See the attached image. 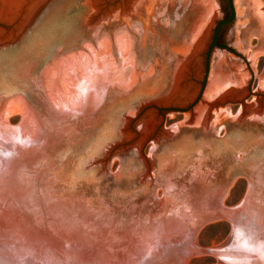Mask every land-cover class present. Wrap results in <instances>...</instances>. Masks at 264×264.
Wrapping results in <instances>:
<instances>
[{"label":"bare ground","instance_id":"bare-ground-1","mask_svg":"<svg viewBox=\"0 0 264 264\" xmlns=\"http://www.w3.org/2000/svg\"><path fill=\"white\" fill-rule=\"evenodd\" d=\"M51 1L53 0H0V21L2 22H9L10 17L17 13L21 5L26 4L23 17L18 26L15 27V32L0 28V48L17 42L22 36L21 34L27 27L34 24L40 13L46 9ZM172 1L124 0V13L122 15L117 10L112 14V18L101 19L93 26L91 25L92 17L88 15L85 24L88 27L91 25L89 29L93 27L94 31L90 34L91 36L87 38L80 36L82 40L77 39L76 46L73 48L79 47L78 49L72 53L53 58L44 65L40 72V84L45 98V106L51 111V113L46 114L45 119L39 116L36 109L21 94L14 95L4 105L0 102V142L3 145H0L2 146L0 148V264H148V261L152 260L153 254L160 253V256H162L160 249H156V252L153 253L155 248L164 246L169 241L181 237L183 231L186 232L188 241L193 244V250L197 254L206 249L195 244V232L206 222L226 218L233 224V237L240 235L237 232L240 230L238 227L241 223L238 222L239 226L237 227V222H235L237 218L236 220L233 219V216H237L235 215V208L237 207H240V210L242 209L240 218L243 220L241 221H247L246 224H249V227L244 228L248 235H250L249 232H254L247 238L245 231L243 235L247 238H245L246 241L242 242L243 236L242 239H239V242L234 243L235 245L239 243V253L249 260L247 264H250L252 260L259 259L260 261L262 259L261 263L263 262L264 192L251 181L248 183V194L236 207H230L231 209H226L222 204L231 183L218 182V184L209 187L210 181L205 183V187L208 189L203 191V196L193 198L187 195L186 198L181 199L180 206L170 210L166 215L158 217L146 215L131 223H122L115 226L104 224V222L102 225L85 223L83 221L85 215L80 213L85 211L77 209L78 194L80 193L75 189L61 188L57 195L53 194L54 198L52 200L56 202L48 208L42 207L36 201L29 199L28 202L24 200L29 189L36 186L31 183V179H33L31 178L33 176L31 174L32 169H39L44 164L48 165V158H50L40 157V150L48 142L49 136L45 125L54 128V124L61 122L65 117H78L88 108L97 110L104 102L109 87L128 90L141 82V79L144 81L154 73L161 71L158 65L154 64L150 66L147 74L136 71V48L138 47V41H141L142 35L145 33L144 29L152 23V18L147 17L146 13L159 4L166 3L169 5ZM199 1L206 4V9L204 8L205 15H203V12L201 19L191 29L189 42L200 39L204 42L208 34V27L217 15L215 0ZM92 3L93 0H87L90 9L95 10L94 7H91ZM233 4L239 22L236 26L239 33V36H236V44L238 47H242L241 44L246 35L254 36L258 42L257 47L251 48V54L248 58L250 61H245L247 71L240 69L237 73H225L222 72L223 69L220 67L222 62L220 63L221 60H218L219 55L212 62L211 59L207 84L200 101L192 110L175 111L184 113L183 119L179 122L169 126L164 123L166 130L180 133L176 138L183 133H195L196 131L204 134V139L211 136L210 133L214 136L220 131L226 134L229 123L231 124L230 121L236 118H239V121L234 122L233 125L264 124V69L261 75L258 76V85L251 95L256 101L261 98L263 102L254 107L255 101L248 102L246 100L248 105L245 106L250 108L249 112L246 113V120H241L242 115L238 114L241 107L244 108L243 103L239 102L236 113L231 111L229 105H218L223 100L234 101L237 94L245 93L249 74L251 75L252 71H255L254 66L257 55L259 53L264 55V0H233ZM116 18L122 19L121 24L118 26H115L116 24L111 23L110 20ZM100 23L103 24L97 27L96 25ZM189 49V45L183 47L181 52L177 54L175 62L172 57L169 59L173 60L174 63L171 64V68L170 65L167 67L165 76L161 78V80H166V78L167 80L163 83L158 92L159 94H163L168 86L169 89L183 87H188L189 90L197 89V84L194 81H187L183 85L177 84L183 68L182 58L180 57L186 54ZM115 51L118 53L117 58L113 54ZM127 71H131L132 75L125 79L124 72ZM228 91L231 94L223 97L222 93L227 94ZM212 106L214 107L213 113L210 114L207 108ZM14 114H18L21 119L17 125L11 126L9 119ZM128 115H133L132 110ZM122 120H120L119 130L117 129L118 134L120 137H130L131 132L129 129L124 130ZM140 123L144 122L141 121ZM141 124H139V127H141ZM166 142L157 139L147 144L149 148L147 155L150 160L136 156L143 167V181L150 178V181L154 183L157 180V177L151 176L157 170V167L154 166V156ZM108 145L104 154L98 160L100 170L96 173L104 171L106 163L111 165L114 162H119L123 155L131 153L130 151L119 153L116 151L110 157L109 154L113 152L114 148L112 143ZM138 151L140 152L139 149ZM61 171L64 174V168ZM41 172L39 171V173ZM255 187L260 189L256 190ZM24 191L25 195L21 198L22 195L20 194ZM48 195L49 197L52 196L51 190ZM160 197L158 195L157 199ZM19 199L25 204L21 203ZM89 200H87V204L90 206ZM246 200L249 201L246 204L247 206L245 205ZM64 202L69 203L68 213H73L72 217L64 211ZM241 231L243 232V229ZM236 241L238 240L236 239ZM214 247L216 248V246ZM169 248L168 251L170 252L176 247L174 245L172 249L169 250ZM219 248L220 246L216 249L222 251ZM158 250L159 252H157ZM128 252L130 255H128ZM217 252L215 251V253ZM253 256H255V259ZM226 260L230 264L240 262L237 257L234 260L232 258L231 260L226 258ZM169 264H172V262Z\"/></svg>","mask_w":264,"mask_h":264},{"label":"rangeland","instance_id":"rangeland-1","mask_svg":"<svg viewBox=\"0 0 264 264\" xmlns=\"http://www.w3.org/2000/svg\"><path fill=\"white\" fill-rule=\"evenodd\" d=\"M215 2L217 15L208 27L210 33L220 19L229 15L227 0H215ZM48 4L34 24L27 27L21 34L17 42L0 48V102L4 105L14 95L21 94L44 119L51 111L45 106L40 72L53 58L72 53L79 48L73 49L76 46V40L81 36L86 18L84 5L87 6V0H53ZM205 6V2L202 3L199 0H173L169 5L159 4L146 13L147 17L152 18V23L144 29L145 33L141 41L137 43L135 68L136 71L147 74L150 66L154 64L158 65L162 72L154 73L144 81L141 79V82L128 90L109 87L104 102L97 110L88 108L78 117L62 118L61 122L54 124V128L45 125L49 136L48 142L40 150V157L50 158H48V165L44 164L39 169H32L31 183L36 186L29 187L25 201L29 202L30 199L48 208L56 202L52 200L53 194L57 195L61 188L75 189L80 193L77 209L85 211L80 212L85 215L83 220L85 223L102 225L104 222V224L115 226L131 223L146 215L150 217L166 215L170 210L180 206L181 199L186 198L187 195L193 198L203 196V191L208 189L205 183L210 181L209 187L218 182L231 183L222 201L226 209L236 207L244 199L248 194L250 181L264 192V124L262 123L259 125L252 123L233 125L232 123L226 134L220 131L219 135L214 136L210 133L211 136L206 139L204 134L196 131L195 133L186 132L174 140H168L154 156V166L157 167L156 172L151 175L157 177L154 183L150 181V178L143 181V167L133 153L123 155L119 162L111 165L106 163L104 171L96 173L100 170L98 160L104 154L107 145L117 136L119 137L118 130L122 116L133 110L140 101L152 100L158 95L163 83L167 80H161L167 71V60L172 57L171 54H179L183 47L188 45L187 40L191 29L205 15ZM238 23L235 10L233 20L221 27L217 39L218 46L213 49L210 57L212 62L219 55L218 60L222 62L220 67L225 73L246 70L245 61H250L248 58L251 48L254 49L258 44L254 36L246 35L241 44L242 47H238L236 44V36H239L236 27ZM113 54L116 58L118 57L116 51ZM119 64L121 65L120 62ZM254 69L252 76L249 74L248 77L251 90L256 89L258 76L263 72V54L257 55ZM131 75V71L124 72L125 79ZM250 99L251 96L247 95L246 100L250 101ZM225 105H229L233 113L238 107L234 101L226 102ZM163 117L164 123L169 126L182 120L184 113L166 111ZM20 119L18 114H14L10 117L9 123L15 126ZM148 152L149 148L146 145L144 154L147 155ZM63 168L64 174L61 171ZM39 171L42 172L39 173ZM50 190L51 197L48 195ZM20 195L23 198L25 191ZM158 195L161 196L160 200L157 199ZM87 200L91 203L90 206ZM248 200L245 201V205L249 203ZM21 203L24 202L21 201ZM63 204L64 211L72 217L74 214L68 213L69 203ZM235 210L237 216H233V219L237 218L235 221L237 227L241 223L238 227L239 232L236 231L240 235L233 237V224L226 218L209 221L197 229L194 237L195 244L206 250L196 254L193 244L189 243L186 232L183 231L181 237L155 248L153 253L156 249H160L162 256L160 253L153 254L148 264H169L170 262L172 264H230L226 258L234 260L236 257L240 261L237 264H247L249 260L239 253V243L235 245L234 242L242 239L246 231L244 228L249 227V224H246L247 221H241L243 220L240 218L242 209L237 207ZM246 232L245 236L249 238L254 231L249 232L250 235ZM245 236L242 242L246 241ZM174 245L176 248L172 249ZM217 245L222 251L216 249ZM168 248L172 249L171 253ZM215 251L218 252L215 253ZM129 252L128 255H130ZM186 252L189 254L187 255ZM261 261L260 259L252 260L250 264H260ZM263 262L261 264H264Z\"/></svg>","mask_w":264,"mask_h":264},{"label":"water","instance_id":"water-1","mask_svg":"<svg viewBox=\"0 0 264 264\" xmlns=\"http://www.w3.org/2000/svg\"><path fill=\"white\" fill-rule=\"evenodd\" d=\"M227 5L229 8V15L223 19H220L214 26L211 33L208 30V34L204 42H202V39L198 41L196 40L194 42H189V39H190V35H189L187 44L189 45L190 49L186 52V54L180 57L182 58L183 68H182L181 75L178 78L177 84L183 85L187 81H194L197 84V89L189 90L188 87L169 89V86H168L167 90L163 94L158 93V95L155 96L152 100L140 101L136 106L133 107L132 116H129L127 113H124L123 120H122L124 122V130L129 129L131 132V136L130 137H126V136L116 137L113 140V142H111L113 145L112 147L114 149H113V152L109 154V156L110 155L112 156L113 153H115L116 151L118 153L121 151H124V152L130 151L137 157L139 156L145 157L150 160L149 156L144 154V147L150 141L157 140V139L168 141L170 139L176 138L179 132L178 131L172 132L171 130L170 131L166 130L164 126V121H165L163 117L164 113L166 111L184 112V111L192 110L193 107H195V105L202 98L204 89L207 84V79H208L209 65H210V60H211L210 57H211L213 49L218 46L217 39H218L220 29L224 24L231 22L235 16L233 0H227ZM25 7H26V4H22L21 7L19 8L20 10L18 9L17 13L13 17H10L9 22L0 21V28L7 30V31L11 30L12 32H15L16 31L15 27L18 26L19 22L22 19ZM84 7L86 11L85 13L86 18L88 15L92 17L91 25L93 26L101 19L112 18V14L116 12L117 10L122 15L124 13V0H93L91 7H94L95 10L90 9L89 5L87 6L84 5ZM120 18H116L114 20L110 19L111 23H114L116 24L115 26H118L119 24H121V21H122V19ZM102 24L103 23H100L99 25L97 24L96 26L99 27ZM91 25L89 27H91ZM89 27L86 26L85 21H84V24L81 30V37L87 38L91 36L90 34H92V31L94 30H93V27L91 29H89ZM171 56L175 62V60L177 59V55L173 53L171 54ZM167 61L168 63L166 65L168 66L170 65V68H171V64L174 63L172 62L173 60L172 61L167 60ZM171 70H170V73H171ZM197 76L199 78H196ZM167 83L169 84V82ZM172 83H173V80H172ZM250 83H251L250 81L247 82L245 93L237 94V98L234 100V102L237 105L239 104V102L243 103L244 105L243 106L244 108L241 107V110L238 113L242 115L241 120H246L245 118L247 117L246 113H248L250 109L245 106V105H248V103L246 102V96L247 95L251 96L253 94L252 93L253 90H251L250 88ZM229 94H231L230 91H228L227 94L222 93V96L223 97L225 95L228 96ZM259 96H261V94H259ZM260 99L261 98H259V100L256 101V99L252 98L251 96L250 101L251 102L255 101L254 103V107H255V105L257 106L261 104V102H263V100L262 99L260 100ZM226 102H229V101L223 100L219 102L218 105L225 106ZM213 108H214L213 106L207 108L210 114L213 113ZM237 110H238V107L236 111ZM236 111L234 113H236ZM141 121H143L144 123L141 124L140 123ZM238 121H239V118H236L235 120H232L230 122L232 124L234 122L237 123ZM139 124H141V127H139ZM108 147L110 146L108 145ZM138 149L140 150V152L138 151Z\"/></svg>","mask_w":264,"mask_h":264}]
</instances>
